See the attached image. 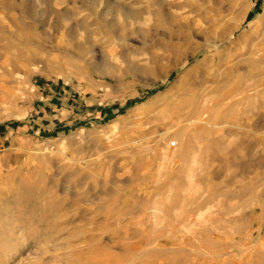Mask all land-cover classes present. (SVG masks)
<instances>
[{
	"label": "rangeland",
	"instance_id": "1",
	"mask_svg": "<svg viewBox=\"0 0 264 264\" xmlns=\"http://www.w3.org/2000/svg\"><path fill=\"white\" fill-rule=\"evenodd\" d=\"M114 261L264 264V0H0V264Z\"/></svg>",
	"mask_w": 264,
	"mask_h": 264
},
{
	"label": "bare ground",
	"instance_id": "2",
	"mask_svg": "<svg viewBox=\"0 0 264 264\" xmlns=\"http://www.w3.org/2000/svg\"><path fill=\"white\" fill-rule=\"evenodd\" d=\"M186 76L189 77V76H191V75L186 74ZM29 189H30V188H29ZM31 189H32V188H31ZM40 189H41V188H40ZM48 191H49V190H48ZM40 192L42 193V192H43V189H42ZM44 192H45V191H44ZM46 193H47V192H46ZM38 194H39V193H38ZM42 195H43V193H42L41 195H39L38 197H40V199H41V196H42ZM44 195H45V194H44ZM44 195H43V196H44ZM46 197H47V195H46ZM35 201H36V200H35ZM37 202H38V201H37ZM31 204H32V203H31ZM46 204H47V203H46ZM48 204L51 205L50 203H48ZM34 205H35V204H34ZM52 206H53V205H52ZM52 206H50V207H52ZM50 207H48V208H50ZM60 207H61V206H60ZM29 208H32V207H29ZM54 208H56V207L54 206ZM58 208H59V207H58ZM58 208H56V209H58ZM38 209H39V208H38ZM52 209H53V207H52ZM39 210H40V209H39ZM60 210H62V209H60ZM45 211H47V213H51V212H53V211H51L50 209L44 210V212H45ZM27 212H28V211H27ZM40 212H41V211H40ZM57 213H58V212H57ZM44 214H45V213H44ZM51 214H52L53 217H54V215H56V213H54V215H53V213H51ZM51 214H50V215H51ZM64 214H65V213H64ZM64 214H63V215H64ZM48 215H49V214H48ZM26 216H27V215H26ZM61 216H62V215H61ZM61 216L59 217V220H60V218H61V220L63 221L64 219H62ZM43 217H45V216H43ZM43 217H42V218H43ZM46 217H51V216H46ZM56 217H57V216H56ZM64 218H66V216H65ZM40 219H41V218H40ZM46 219H48V218H46ZM70 219H71V218H70ZM70 219H68L67 222L70 223V221H69ZM65 220H66V219H65ZM28 221H29V220H28ZM62 221H61V222H58V220H57V222H55L54 220H52L53 223H46L47 221L45 222V220H40V223H41V225H43L42 227H44V225H45V228L48 227V229H49V227H50V228H52V229L55 231V233H58V231H59V229H58L59 225H62V226H63V224L66 222V221H64V222H62ZM14 223H15V222H14ZM31 224H32V223H31ZM67 224H68V223H67ZM25 226H26V225H25ZM64 226H65V225H64ZM60 228H61V227H60ZM63 229H64V228H63ZM63 229H62V230H63ZM60 231H61V230H60ZM119 231H120V230H119ZM67 233H68V232H67ZM124 233H127V231H125ZM117 234H118V232H116L115 235L117 236ZM58 235H59V234H58ZM35 236H36V235H35ZM113 236H114V235H113ZM113 239H114V238H113ZM22 240H23V239H22ZM114 240H115V239H114ZM117 243H118V241H113V242H112V245H113V244H116V245H117ZM142 244H143V243H141V242H140V243H137V244H131V246L126 247V251L128 252V251H130V250H133V249H135L138 245H142ZM139 247H140V246H139ZM98 253H99V254H98ZM105 255L108 256V258H109V259H108V258L106 257L108 260L105 259V261H106V262H108V261H109V262H112L111 259H110V255L108 254V252L106 253V249H102V250L98 249V250L96 251V253H94L93 257L98 258V259L101 257L99 260L104 261V260H103V256H105ZM111 257H112V256H111ZM113 258H114V257H112V259H113ZM115 258H116V257H115ZM113 260H114V259H113ZM115 260H116V259H115ZM114 262H115V264H116V261H114Z\"/></svg>",
	"mask_w": 264,
	"mask_h": 264
}]
</instances>
